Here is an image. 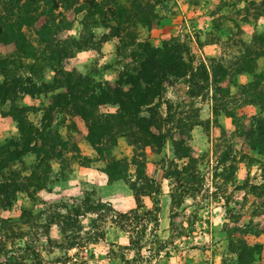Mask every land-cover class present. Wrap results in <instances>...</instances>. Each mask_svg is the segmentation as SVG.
Segmentation results:
<instances>
[{
	"label": "rangeland",
	"instance_id": "obj_1",
	"mask_svg": "<svg viewBox=\"0 0 264 264\" xmlns=\"http://www.w3.org/2000/svg\"><path fill=\"white\" fill-rule=\"evenodd\" d=\"M92 1L107 13L118 4L131 14L141 9L138 20L131 17V25L127 22L128 41L158 46L175 38L185 44L192 69H199L201 62L206 67L203 79L197 76L200 70L193 71L194 76L167 86L160 100L161 114L167 112L166 121L172 120L168 126L181 124L185 130L174 140L181 138V152L186 150L192 161L174 159L179 146L174 148L170 142L159 155H148L151 169L146 174L159 184V192L142 198L137 207L122 182L98 187L101 165L86 157L90 149L85 128L67 115L61 101L52 100L56 92L34 98L23 95L15 105L33 107L34 112L28 113L31 124L49 123L50 133L56 131L72 150L66 152L62 178L58 170L36 168L31 153L21 164L11 165L17 177L10 179L7 170L1 173L11 181L2 182L0 195V264H264V156L259 154L264 147L248 137L256 129L252 117L264 120V111L233 101V58L239 52L235 41L249 43L252 35L264 34V0ZM81 17L82 13L69 10L59 21L68 29L57 35L52 45L56 49L61 50L60 43L67 38L78 41L77 46L89 41L82 51L73 49L61 59L59 67L113 86L121 70L117 39L103 40L109 30L97 27L96 18L95 24L81 26ZM43 22L39 18L35 28ZM25 33L33 41L32 32ZM12 52V44L0 43V66L7 74L36 84L51 81L52 63L39 57L19 69ZM257 70H264V62L257 63ZM243 80L236 78L237 83ZM7 106L1 105L0 110ZM211 108L227 110L231 117L222 112L212 117ZM196 118L200 126L190 129ZM15 125L10 118L0 117V144L17 141ZM120 141L112 155L130 159V147ZM165 159L194 176L188 190L180 189L174 178H162L158 168ZM10 184L26 191L5 199Z\"/></svg>",
	"mask_w": 264,
	"mask_h": 264
},
{
	"label": "trees",
	"instance_id": "obj_2",
	"mask_svg": "<svg viewBox=\"0 0 264 264\" xmlns=\"http://www.w3.org/2000/svg\"><path fill=\"white\" fill-rule=\"evenodd\" d=\"M69 10L73 14L82 13L79 23L84 27L95 24L92 19H98L100 23L97 27L109 30L107 35H103V40L117 39V63L121 65V70L118 71L113 86L95 83L89 74L62 72L60 69L61 59L67 57L73 49L82 51L89 43L85 39V44L77 46L78 41L67 38L60 43L61 50L52 46L57 35L68 29L67 24L62 26L59 21L64 19V13ZM130 12L128 8H122L118 4L107 13L99 9L92 0H0V43L13 45L12 55L18 60V68L22 69L24 62H34L39 57L42 61L53 64L51 81L39 84L32 82L30 78L23 79L16 74H7L3 65L0 66V106L8 104L6 110H0V117L10 118L16 124L18 133L17 141L9 139L0 144L1 196L2 188L5 187L2 182L9 184L11 178L17 177V174L11 171V165L21 164L26 154H33L37 163L35 167L43 166L46 171L51 170V162H56L59 167L57 176L62 178L61 176H65L64 160L72 150L56 131L50 133L49 123H40L39 127L31 124L28 113L34 112L33 107L15 105V101L23 95L34 98L48 91L56 92L52 100L61 101L67 115L79 119L83 124L84 140L94 153V161L102 164L101 171L105 174L107 185L122 182L137 207L142 198H149L159 192V184L146 174V152L157 156L165 143L170 142L174 148L179 146L173 152L174 159L192 161L186 150L181 152V138L174 140L176 135L184 136L185 130L179 123L174 127L168 126L172 124V120L166 121L167 112L161 114L160 100L167 86L194 76L193 71L200 70L201 73L197 76L203 79L206 67L201 62L199 69H192L187 58L188 50L178 39L162 41L158 46L128 41L127 22L131 25V17L138 20L142 10L134 11L136 14ZM41 17L44 22L35 28V23ZM27 30L32 32L33 41L27 37ZM237 41L235 45L239 52L233 58V101L239 99L240 106H251L264 111V70H257L258 59L264 58V34L252 35L249 43ZM212 60L213 58H210L208 62ZM108 65L105 64L104 69H107ZM31 67L32 65L28 66L29 72ZM240 75L248 78L245 84L236 82L237 76ZM225 95L228 96L227 90ZM106 106L113 107L114 111L102 112L101 108ZM217 112L231 117L227 110L211 108L212 117H215ZM252 118L256 129L249 133V140L254 139L264 147V120L260 117ZM40 122H44L43 119ZM200 124L196 118L195 122L190 124V129ZM119 138L130 147V159H116L112 155ZM30 145L32 146L28 148ZM259 154L264 156V151L259 149ZM89 161L86 158V162ZM161 162L158 169L162 178H174L180 189L188 190L193 184L194 176L182 169L177 170L172 161L165 159ZM83 164L84 162L79 165ZM6 170L10 179L4 180L1 173ZM6 186L11 189L5 192V199L11 198L16 192L26 191L19 184Z\"/></svg>",
	"mask_w": 264,
	"mask_h": 264
},
{
	"label": "crops",
	"instance_id": "obj_3",
	"mask_svg": "<svg viewBox=\"0 0 264 264\" xmlns=\"http://www.w3.org/2000/svg\"><path fill=\"white\" fill-rule=\"evenodd\" d=\"M258 62H260V63H263L264 62V58H260V59H258V61H257V63ZM245 79V80H243V81H241V83L240 82H238L239 84H245L246 82V79L247 78H245V76H242V75H240V76H237V79ZM246 107H251V106H246ZM252 108V107H251ZM2 120H4V119H2ZM84 127V126H83ZM120 140H122V141H124L123 139H121V138H119L118 140H117V145L121 142ZM89 147V146H88ZM90 149V148H89ZM90 153H92V155L90 154ZM86 155H89V156H86V157H88V158H91V159H93V164H100L101 165V168H102V164L100 163V162H97V161H94V153H93V151L90 149V152H89V154H86ZM148 155H151V157L152 156H155V155H153V154H151V153H149V152H147V154H146V158L148 157ZM87 158V159H88ZM122 157H120V158H117V159H121ZM148 160H149V158H147ZM146 159V160H147ZM53 163V166L51 167V170H59V167H58V165H57V163L56 162H52ZM150 165H151V163H146V169L148 170V167L150 168ZM79 166V165H78ZM77 166V167H78ZM101 168H98V173H99V175L101 176V178H99V179H101L100 180V182H99V184H97V185H99L98 187L99 188H102V187H106L107 186V182H106V177H105V174L101 171ZM81 169H87V168H83V167H81ZM145 169V170H146ZM151 169V168H150ZM58 172V171H57ZM56 173V172H55ZM127 195L128 196H130V198H131V200L133 201V198H132V196H131V194H129V193H127ZM134 202V201H133Z\"/></svg>",
	"mask_w": 264,
	"mask_h": 264
}]
</instances>
